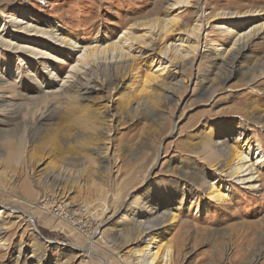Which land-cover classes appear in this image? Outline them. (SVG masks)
<instances>
[{"label":"rangeland","instance_id":"rangeland-1","mask_svg":"<svg viewBox=\"0 0 264 264\" xmlns=\"http://www.w3.org/2000/svg\"><path fill=\"white\" fill-rule=\"evenodd\" d=\"M165 1L0 0V31L4 30L6 36L13 35L9 28L2 26L6 19L4 16L11 14L43 27L61 29L68 37L83 44L99 38H108L111 42L118 40L135 19H162ZM191 2L198 4L199 9L205 11L204 15L242 5L264 8V0ZM177 12L180 26L193 24L194 7L182 8ZM262 17L264 19V15ZM202 22L204 28L199 39V50L203 49L206 39L222 44V38L214 31V24L210 26L206 21ZM135 33L139 34L138 31ZM173 35L168 37L169 42L176 39ZM33 39L38 42L33 41V45H50L43 39ZM225 47H230V44L225 43ZM132 53L136 57L143 54V62L149 59V53L144 51L137 54L138 50H135ZM15 55L9 50H0V64L5 66L10 63L11 71L16 76L15 64L18 59ZM249 55L248 59H244L245 65L250 68V74H258L264 66L263 44L251 48ZM63 59H67V64L74 61L73 58ZM22 64L30 69L35 65L33 71L36 68L37 77L42 76V66L38 60L27 57ZM138 64L135 63L133 70L136 78L131 81L135 88L140 86L139 79L149 71V65L141 67ZM199 64L200 61L196 60L183 74H173L167 64V70L171 71L176 83L179 104L172 102L166 105L159 98L155 105L157 117L154 119H125L120 121L118 127L116 125V128L113 126L103 132L86 128L83 131L86 139L77 141L87 143L85 146L72 142L82 131L70 127L68 122H59L53 127L55 130L47 133L30 137L20 132L11 137L14 141L17 138L22 141L24 153L30 150L45 164L38 169L32 164L27 165L25 154L21 157L23 160L20 158L16 163L7 159L1 162L0 227H3L1 242L4 245L0 244V264H132L131 250L137 244L124 247L112 239L117 228L125 231L129 227L130 221L126 222V218L132 212L127 213L125 209L128 206L131 210L135 209L141 199L154 192L162 191L160 200H165L172 195L168 190L171 181L182 186L185 192L180 197L174 223L167 225L159 239L161 244L175 248L173 264H264V164L261 168L262 181L256 191L245 190L243 186L231 183L228 200L222 205L210 201L190 183L181 182L166 172L173 165L187 167L195 164L213 173L218 160L208 157L210 149L205 136L209 130L214 131L216 123L221 126L231 124L233 132L245 128L248 130L247 136L257 141L264 152V133L256 125V120L246 118V113L252 109L264 114V76L251 85L242 84L237 76L220 87L211 98H203L199 90V79L203 78L199 70L203 68L199 69ZM68 69L66 66L61 78ZM30 89L37 97V90L34 87ZM158 93L161 96L165 92ZM36 103L43 105L42 100ZM97 114L104 117L102 122L106 120L102 110ZM100 153L105 154V171L100 169L96 158ZM75 156L82 157L83 161L69 166L73 175L79 178L74 183V192L65 200L53 193L51 186L42 182L44 174L39 170L45 166L59 167L63 159ZM190 188L191 193L187 192ZM69 204L77 206L78 211L71 212ZM153 205L157 206L158 203ZM11 208L31 213L32 219L27 220L18 211H11ZM112 213L116 215L108 224L104 223V219ZM156 236L157 230H154L148 241ZM89 246L93 252L87 258L74 249ZM36 247L42 249L38 250L39 254L35 253Z\"/></svg>","mask_w":264,"mask_h":264},{"label":"bare ground","instance_id":"bare-ground-1","mask_svg":"<svg viewBox=\"0 0 264 264\" xmlns=\"http://www.w3.org/2000/svg\"><path fill=\"white\" fill-rule=\"evenodd\" d=\"M165 2V15L162 19L159 17L135 19L124 29L118 40L111 42L108 38H99L83 44L68 37L61 29L43 27L31 20L6 14L2 26L4 29L9 28L13 35L6 36V32L3 34L4 30L0 31V50H9L16 54L18 63L15 64L16 76L11 71L10 63L6 62L5 66L0 64V135H2L0 165L5 159L16 163L25 154V164L37 166V169L44 166L45 163L41 162L37 154L33 155L30 150L24 153L20 139L14 141L11 138L20 132L31 137L34 134L55 130L53 127L59 122H68L70 127L82 131V134L72 141L82 147L87 143L77 141H83L85 138L83 131L86 128L92 131L100 129L103 132L113 126L118 127L120 121L125 119L127 121L139 117L154 119L157 117L155 105L159 98L165 101L166 105L172 102L179 104L173 74H183L196 60L200 61L199 69L203 68L199 70L203 76L199 79V90L203 98H211L220 87L237 76L240 77L242 84L244 82L248 85L258 78H263L264 66L258 74H250V68L245 65L244 60L250 57L251 48L260 44L264 46L263 7L242 5L238 8H222L204 15L205 11L200 10L198 4H192L191 0ZM189 7L195 8L193 24L186 23L180 26L177 11ZM202 20L206 21V24H214V31L222 38V44L206 39L203 49L199 50V39L204 28ZM172 34H175L173 36L176 39L169 42L168 37ZM33 38L43 39L50 42V45H33ZM224 42L230 44V47H225ZM135 50H138L137 54L143 51L149 53V59L143 62V54L136 57L132 53ZM27 57L41 63V79L37 77L36 68L33 71L35 65L31 70L22 64ZM63 57L69 60L73 58L74 61L67 64V59L64 60ZM135 61L141 67L149 65V71L138 81L140 84L138 88L131 84L132 79L136 78L133 72ZM167 64L173 74L167 70ZM66 66L69 69L61 78ZM31 87L37 90V97L31 92ZM159 91L165 92L164 95L160 96ZM38 100H42L43 105L36 103ZM100 110L102 114H106L105 123L102 122L104 117L97 114ZM246 118L256 120V125L264 133V114L261 115L252 109L246 113ZM7 126L11 127L4 130L3 127ZM232 127L229 123L223 126L216 123L214 131L209 130L205 136L210 149L208 157L218 160L213 173H208L204 167L195 164L187 167L173 165L166 172L181 182L190 183L210 201L220 205L228 200L231 183L241 185L245 190L256 191L262 181L263 149L257 141L247 136L248 130L244 128L233 132ZM96 158L100 169L105 171L107 168L104 164L105 154L100 153ZM63 160L59 167L45 166L39 171L44 174L41 177L42 182L46 186H51L53 193L66 200L74 192L76 188L74 183L79 178L78 175H73L69 166L77 161H83V158L75 156ZM168 186L172 195L165 200H160L162 197L160 191L141 199L135 209L131 210L128 206L125 210L127 213L132 212L126 218V222L130 221L128 229L122 231L121 228H117L112 237L124 247L137 244L136 248L131 250L132 264L174 263L175 248L161 244L159 239L167 225L174 223L181 203L180 197L185 192L182 191V186L173 181ZM187 192L191 193L192 189H188ZM155 202L158 203L157 206L153 205ZM69 205L71 212L78 211L77 206ZM161 205L163 207L160 209ZM10 210L18 211L27 220L32 219L31 213L14 208ZM114 215L116 214L112 213L105 218L104 223L108 224ZM2 230L3 227H0V244L4 245L1 242ZM154 230H157L156 238L148 241ZM40 249L36 247L35 253L39 254ZM74 249L84 258L93 252L90 246Z\"/></svg>","mask_w":264,"mask_h":264}]
</instances>
